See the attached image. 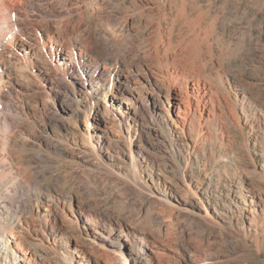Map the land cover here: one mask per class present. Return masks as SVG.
<instances>
[{
  "label": "rangeland",
  "instance_id": "rangeland-1",
  "mask_svg": "<svg viewBox=\"0 0 264 264\" xmlns=\"http://www.w3.org/2000/svg\"><path fill=\"white\" fill-rule=\"evenodd\" d=\"M12 9L20 30L0 45V264H69L64 248L73 264H264V0ZM162 74L188 77L186 121L178 89L174 107L152 108L146 76L162 95ZM198 77L213 100L193 91Z\"/></svg>",
  "mask_w": 264,
  "mask_h": 264
},
{
  "label": "bare ground",
  "instance_id": "bare-ground-1",
  "mask_svg": "<svg viewBox=\"0 0 264 264\" xmlns=\"http://www.w3.org/2000/svg\"><path fill=\"white\" fill-rule=\"evenodd\" d=\"M13 1L14 0H0V45H1V43L2 44L3 43H12V41L16 37V33L20 30L15 25L17 19L15 20L16 14L13 15V9H12ZM56 42L58 43V40H56ZM56 42L54 41V44H57ZM3 46H4V44H3ZM23 50L25 51L24 56H29V54L32 53L29 51L28 48H26V46L23 48ZM62 63L66 64V65H68V67H70V64L67 62V59L65 56H62ZM179 77H177L176 80L174 81V79H171V78L164 76L162 74L161 83L163 84V88L165 89V92L161 95L160 93L155 92V90H156L155 86L158 84H155L154 81L150 78V76H146L148 83L152 86V94L151 95H153V100L152 99L150 100L151 103H150V101H147V103H148V105L150 103L154 110L157 108H161L163 110H169V108L171 109L172 107H174V102H175L174 97L172 98L171 93L173 92L174 89H176V90L178 89L180 96L175 98V99L179 100L177 102V107L179 110L178 115L180 117H182L183 120H185V119H187L186 116L188 115V112H189L188 110L191 111L193 109L192 108L193 103H192L191 98L186 94V87L187 86H186L185 82L188 81V77L185 76L186 78H184V81H180ZM198 78L192 79L193 91H196L197 94L201 95L203 98H206L210 95L213 97V94H211V93L209 94L210 88L208 89L207 84L205 82H202L201 79L200 78L198 79ZM208 84H209V82H208ZM176 86H178V88H176ZM209 87H211V86H209ZM211 96L209 99H212ZM144 100H146V98L142 100V104L145 103ZM182 106L185 107V110L182 109ZM128 119H129V116H128ZM127 124H128L127 126L130 129V131H134L133 123L127 122ZM132 162H133L134 168H135V171L133 174V181L139 185L143 184L139 170H138V162L134 156H132ZM205 216L207 218H210L208 214ZM63 250H64L63 251L64 252L63 257H65L67 259L69 264H73L76 261V254H75L74 249L70 250V249L64 248ZM23 257H24V259H22L21 261L31 262V259L33 258V252H31V250H26L25 252H23ZM122 258H123V261H121V264H129L131 262L130 259H128V258H125V257H122ZM188 263L189 264H198L199 262H197L195 259H193L191 257V260H189Z\"/></svg>",
  "mask_w": 264,
  "mask_h": 264
}]
</instances>
